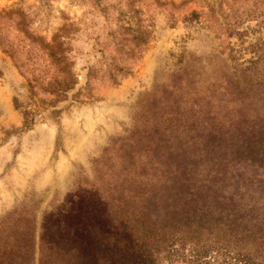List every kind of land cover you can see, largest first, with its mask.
Segmentation results:
<instances>
[{"label":"rangeland","instance_id":"rangeland-1","mask_svg":"<svg viewBox=\"0 0 264 264\" xmlns=\"http://www.w3.org/2000/svg\"><path fill=\"white\" fill-rule=\"evenodd\" d=\"M173 171L264 235V0H0V247L163 235Z\"/></svg>","mask_w":264,"mask_h":264},{"label":"trees","instance_id":"trees-1","mask_svg":"<svg viewBox=\"0 0 264 264\" xmlns=\"http://www.w3.org/2000/svg\"><path fill=\"white\" fill-rule=\"evenodd\" d=\"M211 179L210 175H178L173 171L153 179L164 190L151 196L147 192L136 195V202L149 197L155 205L167 201L163 235L138 231L147 226L142 212L135 215V235L129 231L132 227L124 225L127 221L119 223L123 235H110L113 219L104 226L94 224L93 235H38L37 244L34 235H8L0 247V264H264V235L251 229L238 231V219L227 208L217 212L207 203L215 194L205 186ZM189 181L199 182L200 190ZM186 183L187 189L179 192ZM90 204L100 205L97 200Z\"/></svg>","mask_w":264,"mask_h":264}]
</instances>
